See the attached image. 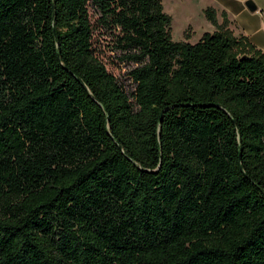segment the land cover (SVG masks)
I'll return each instance as SVG.
<instances>
[{
  "label": "trees",
  "instance_id": "1",
  "mask_svg": "<svg viewBox=\"0 0 264 264\" xmlns=\"http://www.w3.org/2000/svg\"><path fill=\"white\" fill-rule=\"evenodd\" d=\"M205 16L0 0V264H264V52Z\"/></svg>",
  "mask_w": 264,
  "mask_h": 264
},
{
  "label": "rangeland",
  "instance_id": "2",
  "mask_svg": "<svg viewBox=\"0 0 264 264\" xmlns=\"http://www.w3.org/2000/svg\"><path fill=\"white\" fill-rule=\"evenodd\" d=\"M224 0H162L164 12L170 17V38L174 42L187 41L191 44L196 43L203 33L214 31L213 25L206 19L205 11L207 8L215 10L216 19L222 21V8ZM248 15L251 12H247ZM233 15H231V18ZM235 20V21H234ZM231 25L236 28L237 19L231 20ZM235 22V23H234ZM127 89H131V83L124 75L126 68L113 70L108 68Z\"/></svg>",
  "mask_w": 264,
  "mask_h": 264
},
{
  "label": "crops",
  "instance_id": "3",
  "mask_svg": "<svg viewBox=\"0 0 264 264\" xmlns=\"http://www.w3.org/2000/svg\"><path fill=\"white\" fill-rule=\"evenodd\" d=\"M247 0H224L222 12H225L229 28L234 35H244L258 49L264 52V0H251L256 6V11L249 13L244 3ZM231 15H233L231 18ZM237 19L238 23L233 27L231 20ZM235 21V20H234ZM235 23V22H234Z\"/></svg>",
  "mask_w": 264,
  "mask_h": 264
},
{
  "label": "water",
  "instance_id": "4",
  "mask_svg": "<svg viewBox=\"0 0 264 264\" xmlns=\"http://www.w3.org/2000/svg\"><path fill=\"white\" fill-rule=\"evenodd\" d=\"M244 5L249 12H255L256 11V6L254 5V3L251 0H247L244 3Z\"/></svg>",
  "mask_w": 264,
  "mask_h": 264
}]
</instances>
